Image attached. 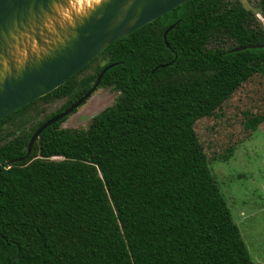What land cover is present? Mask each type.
Returning a JSON list of instances; mask_svg holds the SVG:
<instances>
[{
  "label": "trees",
  "instance_id": "16d2710c",
  "mask_svg": "<svg viewBox=\"0 0 264 264\" xmlns=\"http://www.w3.org/2000/svg\"><path fill=\"white\" fill-rule=\"evenodd\" d=\"M258 43L264 26L241 0H188L0 120L19 131L0 140V264H255L195 123L264 77V47L230 51ZM110 65L98 88L116 102L87 127L48 126L14 161ZM262 122L247 114L245 128Z\"/></svg>",
  "mask_w": 264,
  "mask_h": 264
},
{
  "label": "water",
  "instance_id": "95a60500",
  "mask_svg": "<svg viewBox=\"0 0 264 264\" xmlns=\"http://www.w3.org/2000/svg\"><path fill=\"white\" fill-rule=\"evenodd\" d=\"M71 1L56 5L55 10L68 13L60 18L50 0H0V120L57 89L116 40L188 0H100L85 8L90 9L86 14H77ZM174 26L164 33L167 45V34ZM263 47L264 43L238 45L230 51ZM110 67L81 98L45 121L31 136L27 154L14 161L30 155L48 126L82 106Z\"/></svg>",
  "mask_w": 264,
  "mask_h": 264
},
{
  "label": "rangeland",
  "instance_id": "374dc122",
  "mask_svg": "<svg viewBox=\"0 0 264 264\" xmlns=\"http://www.w3.org/2000/svg\"><path fill=\"white\" fill-rule=\"evenodd\" d=\"M252 9L264 26V16L258 9L260 0H241ZM119 91L98 88L77 111L68 116L63 127H87L92 117L112 106ZM64 100L47 106L51 112ZM249 115H264V77L253 75L228 99L214 115L196 121L195 130L207 155L210 167L239 225L255 264H264V122L256 131L245 128ZM19 133L14 123L0 129V140ZM233 149L228 160L219 157Z\"/></svg>",
  "mask_w": 264,
  "mask_h": 264
},
{
  "label": "clouds",
  "instance_id": "9594fccd",
  "mask_svg": "<svg viewBox=\"0 0 264 264\" xmlns=\"http://www.w3.org/2000/svg\"><path fill=\"white\" fill-rule=\"evenodd\" d=\"M68 0H50V3H52L53 5V9H54V15H56L57 17H60V18H64V17H67L68 16V13L67 11L61 13L60 11L58 10H55L56 9V5L58 4H67ZM77 3H84V0H77ZM88 11H90V9H78L77 10V14H86ZM66 22H70V17L68 18V20H66Z\"/></svg>",
  "mask_w": 264,
  "mask_h": 264
},
{
  "label": "bare ground",
  "instance_id": "6f19581e",
  "mask_svg": "<svg viewBox=\"0 0 264 264\" xmlns=\"http://www.w3.org/2000/svg\"><path fill=\"white\" fill-rule=\"evenodd\" d=\"M100 0H84V3H77V0H72L71 1V8L75 9L76 11L78 9H82V8H87V7H91L94 3H98Z\"/></svg>",
  "mask_w": 264,
  "mask_h": 264
}]
</instances>
